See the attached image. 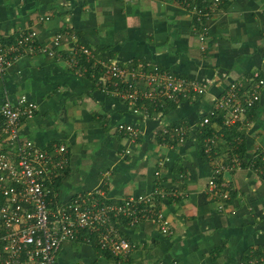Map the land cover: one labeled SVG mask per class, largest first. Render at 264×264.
<instances>
[{
    "label": "crops",
    "instance_id": "crops-1",
    "mask_svg": "<svg viewBox=\"0 0 264 264\" xmlns=\"http://www.w3.org/2000/svg\"><path fill=\"white\" fill-rule=\"evenodd\" d=\"M221 8L201 23L176 0H0L3 43L31 29L44 43L62 34L60 56H21L0 76V107L21 95L37 103L34 117L20 122L21 137L51 152L55 161L57 147L66 148L68 162L55 170L50 197L64 204L88 192L103 203L151 196L172 228L164 234L151 219L131 224L111 216L110 225L133 248L114 253L102 246L98 231L83 229L61 245L54 264L264 261V86L242 121L215 124L213 158L204 148L205 157L199 143L204 116L222 119L214 100L233 81L264 72V0H226ZM83 47L92 51L91 62ZM129 60L197 78L207 90L174 102L175 108L151 106L148 116L135 114L129 101L102 82L111 79L103 64ZM248 81L242 93L251 89ZM125 123L139 129L134 141L118 130ZM176 124L188 129L185 141L175 144L163 139L162 129ZM236 157L241 165L217 177L225 184V199L211 190L209 180L214 164L231 165Z\"/></svg>",
    "mask_w": 264,
    "mask_h": 264
},
{
    "label": "built area",
    "instance_id": "built-area-1",
    "mask_svg": "<svg viewBox=\"0 0 264 264\" xmlns=\"http://www.w3.org/2000/svg\"><path fill=\"white\" fill-rule=\"evenodd\" d=\"M176 1L191 8L203 23L218 13L226 0ZM61 38L62 34L56 33L48 43L40 42L38 31L31 29L21 32L13 42L3 43L0 40V76L24 55L60 56L58 46ZM200 38L202 42L207 39L205 33ZM83 52L91 62L94 58L92 51L83 47ZM73 55L77 63L80 57H77L76 52ZM103 67L111 77L109 81L104 77V86L112 88L129 101L135 114L148 116L151 106L163 108L169 102L194 98L207 90V84L197 78L177 75L158 66L146 68L132 60L126 63L113 61L103 64ZM246 81L252 82V87L242 93L241 86H246ZM246 81H233L227 91L214 100L217 110L215 114L222 115L224 126L242 121L243 114L251 110L260 99L259 88L264 86V72L254 71ZM37 109V103L27 95L19 96L14 103L6 99L0 107V264H54L61 245L75 238L83 229L98 231L104 248L114 253H125L134 246L127 238L120 237L115 227L110 225L111 216H124L131 224L151 219L160 223L164 234L172 232L170 221L163 212L156 210L151 196L129 197L119 203H103L92 192H88L77 195L70 202L56 203L50 197L53 188L48 185L53 181L55 170L65 168L68 162L64 155L65 146L57 147L60 155L55 161L51 152L20 135V122L24 118L34 117ZM211 122L212 117L207 115L201 125L204 128ZM187 129L180 124L165 128L162 129V137L175 144L182 143L186 139ZM118 130L129 135L131 141L139 135V129L128 123L119 124ZM216 142V136L212 134L204 139L205 151L211 158L214 157ZM126 152L129 153L130 149H126ZM162 160L164 162L168 157ZM214 165V174L209 180L210 188L227 199L229 195L223 191L225 184L217 182V177L223 170L239 167L240 158L233 159L231 165L222 162ZM159 174L160 171H156V175ZM157 192L164 195L159 188ZM99 194L103 192L99 191ZM250 264H264V261H251Z\"/></svg>",
    "mask_w": 264,
    "mask_h": 264
},
{
    "label": "trees",
    "instance_id": "trees-1",
    "mask_svg": "<svg viewBox=\"0 0 264 264\" xmlns=\"http://www.w3.org/2000/svg\"><path fill=\"white\" fill-rule=\"evenodd\" d=\"M246 86H249V85L246 84ZM175 107H176V103H174V102H169V103H167V105H166L164 108H158V109H166V108H167V110H168V109H170V108H175ZM216 120H218V122H217ZM215 124H217L218 126H224V125H223V120H222L221 118H218V117H216V116H212V122L210 123V125H208L207 127L203 128L202 131H201L202 133H201L200 136H199V143H200L201 146H202V150H203L202 152H203V153H204V146H203V144H204V139L212 134L214 128H216ZM176 125H179V124H176ZM224 128H225V127H224ZM226 129H227V128H226ZM226 137H227L229 140H232V139H233L232 134H230L228 130H226ZM240 148H242V147H240ZM242 150H243V149H242ZM204 155H205V157H206V154H205V153H204ZM219 178H220V177H219ZM58 180H59V178L57 179L55 185L57 184Z\"/></svg>",
    "mask_w": 264,
    "mask_h": 264
}]
</instances>
